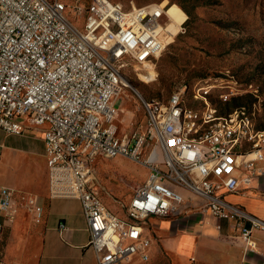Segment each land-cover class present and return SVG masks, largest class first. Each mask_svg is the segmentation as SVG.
<instances>
[{
    "label": "built area",
    "instance_id": "built-area-1",
    "mask_svg": "<svg viewBox=\"0 0 264 264\" xmlns=\"http://www.w3.org/2000/svg\"><path fill=\"white\" fill-rule=\"evenodd\" d=\"M169 10L114 0H0V129L42 133L48 197L79 201L98 264L149 262L156 237L147 220L186 213L181 189L204 200L189 207L202 224L220 230L223 221L235 223L245 250L264 264L253 239L264 221L226 198L251 193L264 178L261 109L220 116L212 105L188 107L185 89L166 101L148 99L127 78L140 67L142 82L155 80L154 63L172 37L164 23ZM121 99L143 109L142 130L133 135L120 134ZM115 158L148 170L124 216L97 190V164ZM14 204L13 190L0 186V233L14 223ZM27 209L41 222L37 197L27 199ZM67 229L60 220L58 230Z\"/></svg>",
    "mask_w": 264,
    "mask_h": 264
},
{
    "label": "rangeland",
    "instance_id": "rangeland-1",
    "mask_svg": "<svg viewBox=\"0 0 264 264\" xmlns=\"http://www.w3.org/2000/svg\"><path fill=\"white\" fill-rule=\"evenodd\" d=\"M64 1L74 4V0ZM114 1L136 6L163 4L172 17H166L164 23H176L171 26L172 37L154 63L155 80L142 82L137 76L140 67L128 71L127 78L146 98L166 101L173 92L185 89L186 105L190 108L212 105L220 116L240 107L261 109L260 122L264 121V0ZM195 96L199 100L195 101ZM119 106L120 134L141 131L143 109L133 102L124 103L123 99ZM147 176L145 167L126 158L103 159L96 166L97 190L102 200L122 216L123 205L144 185ZM45 196L49 199L47 193ZM187 198L185 208L201 204ZM62 201L70 212L76 213V200ZM171 220L149 219L147 225L157 238L160 226ZM202 225L218 230L215 224Z\"/></svg>",
    "mask_w": 264,
    "mask_h": 264
},
{
    "label": "crops",
    "instance_id": "crops-1",
    "mask_svg": "<svg viewBox=\"0 0 264 264\" xmlns=\"http://www.w3.org/2000/svg\"><path fill=\"white\" fill-rule=\"evenodd\" d=\"M45 153L41 132L17 136L0 129V186L13 190L17 210L14 223L0 233V264H98L95 252L88 247L90 236L79 201L76 200L79 207L73 214L62 200L45 196ZM254 187L249 194H230L226 198L264 221V178L257 179ZM181 190L186 198L204 202ZM31 196L37 197L43 207L39 223L31 212L27 213V199ZM185 211L160 226L151 260L145 264H261L259 255L245 250L235 223L223 221L222 228L216 230L203 226L195 213L191 216L189 207ZM60 220L68 225L63 232L58 230ZM253 239L264 252V232L255 231Z\"/></svg>",
    "mask_w": 264,
    "mask_h": 264
},
{
    "label": "bare ground",
    "instance_id": "bare-ground-1",
    "mask_svg": "<svg viewBox=\"0 0 264 264\" xmlns=\"http://www.w3.org/2000/svg\"><path fill=\"white\" fill-rule=\"evenodd\" d=\"M170 15V14H169ZM170 17H171V15H170ZM172 18V17H171ZM172 21V23L169 25V31H171V26H172V24L173 23H175L173 20H171ZM176 24V23H175ZM170 35H171V33H170ZM152 74H153V72H151Z\"/></svg>",
    "mask_w": 264,
    "mask_h": 264
}]
</instances>
